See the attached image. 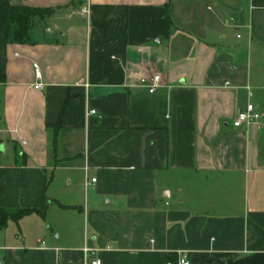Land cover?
Masks as SVG:
<instances>
[{
    "label": "crops",
    "instance_id": "1",
    "mask_svg": "<svg viewBox=\"0 0 264 264\" xmlns=\"http://www.w3.org/2000/svg\"><path fill=\"white\" fill-rule=\"evenodd\" d=\"M10 1L52 12L0 27V205L45 211L2 263L264 264V0Z\"/></svg>",
    "mask_w": 264,
    "mask_h": 264
},
{
    "label": "trees",
    "instance_id": "2",
    "mask_svg": "<svg viewBox=\"0 0 264 264\" xmlns=\"http://www.w3.org/2000/svg\"><path fill=\"white\" fill-rule=\"evenodd\" d=\"M0 10L7 13V23L0 21V27L6 28L7 40L11 43L31 42L32 20L35 16L45 17L52 9L33 8L25 5L13 4L10 0H0ZM70 98L67 99L64 110H66ZM44 215V209L37 208H6L0 205V229L8 226L10 221L18 223L23 217L33 213Z\"/></svg>",
    "mask_w": 264,
    "mask_h": 264
},
{
    "label": "built area",
    "instance_id": "3",
    "mask_svg": "<svg viewBox=\"0 0 264 264\" xmlns=\"http://www.w3.org/2000/svg\"><path fill=\"white\" fill-rule=\"evenodd\" d=\"M84 13L90 12V6L86 5L82 8ZM240 37V35H238ZM34 70H35V78L36 82L34 87L36 89H41L43 87V75L40 68V65L34 62ZM228 83V82H227ZM162 84V76L159 73H152L149 76H143L139 79V85L148 88L149 92L153 93L157 90V88ZM95 109H91L89 113H95ZM263 118V113L254 103H248L245 109H241L238 111L233 125L234 127H239L246 123L258 122ZM96 178H92V182H95ZM44 243V242H43ZM102 261L100 258L90 259L89 255L85 254L84 264H101ZM180 264H190V262L186 259V256H183L180 260Z\"/></svg>",
    "mask_w": 264,
    "mask_h": 264
},
{
    "label": "rangeland",
    "instance_id": "4",
    "mask_svg": "<svg viewBox=\"0 0 264 264\" xmlns=\"http://www.w3.org/2000/svg\"><path fill=\"white\" fill-rule=\"evenodd\" d=\"M0 138H1V132H0ZM0 150H3L2 147H0ZM10 151V150H9ZM8 154L10 155V152H8ZM2 155H0L1 157ZM3 158V157H2ZM3 160V159H2ZM57 203H54V207H56L55 209H57V211H59L58 209H60ZM35 219H38L36 215H31L28 216L27 218H25L24 221L19 222V223H15V222H10L8 224V226L4 229H0V246L4 245L7 241L10 240H14L17 239L20 243H22V241L26 240L27 244H31L33 242H36V239L41 236V230L43 226H38L37 222ZM51 220V213H50V218ZM39 223H42V219L38 220ZM45 225L48 226L49 224V220L48 218L45 220ZM44 225V224H42ZM44 225V226H45ZM3 251L0 249V254ZM1 258V255H0Z\"/></svg>",
    "mask_w": 264,
    "mask_h": 264
},
{
    "label": "water",
    "instance_id": "5",
    "mask_svg": "<svg viewBox=\"0 0 264 264\" xmlns=\"http://www.w3.org/2000/svg\"><path fill=\"white\" fill-rule=\"evenodd\" d=\"M0 264H3V263H2V259H1V258H0Z\"/></svg>",
    "mask_w": 264,
    "mask_h": 264
}]
</instances>
